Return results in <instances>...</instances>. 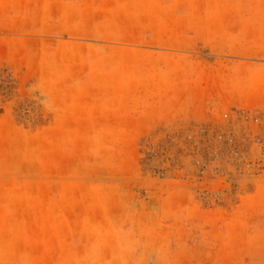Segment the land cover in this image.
<instances>
[{"label":"rangeland","instance_id":"374dc122","mask_svg":"<svg viewBox=\"0 0 264 264\" xmlns=\"http://www.w3.org/2000/svg\"><path fill=\"white\" fill-rule=\"evenodd\" d=\"M239 109L264 0H0V264H264V173L185 148Z\"/></svg>","mask_w":264,"mask_h":264},{"label":"built area","instance_id":"2783aa9c","mask_svg":"<svg viewBox=\"0 0 264 264\" xmlns=\"http://www.w3.org/2000/svg\"><path fill=\"white\" fill-rule=\"evenodd\" d=\"M185 137L188 151H208L242 176L264 173V118L254 111L239 109L224 123L194 125ZM195 159L201 168L208 167L204 158Z\"/></svg>","mask_w":264,"mask_h":264}]
</instances>
